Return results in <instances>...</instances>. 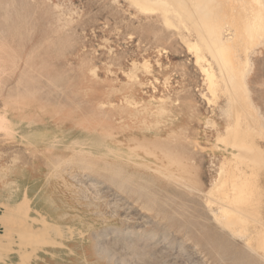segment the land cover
<instances>
[{
    "label": "rangeland",
    "instance_id": "1",
    "mask_svg": "<svg viewBox=\"0 0 264 264\" xmlns=\"http://www.w3.org/2000/svg\"><path fill=\"white\" fill-rule=\"evenodd\" d=\"M251 2L0 0V113L35 122L0 129V232L24 202L60 235L0 264H264Z\"/></svg>",
    "mask_w": 264,
    "mask_h": 264
},
{
    "label": "bare ground",
    "instance_id": "2",
    "mask_svg": "<svg viewBox=\"0 0 264 264\" xmlns=\"http://www.w3.org/2000/svg\"><path fill=\"white\" fill-rule=\"evenodd\" d=\"M256 1H259V4L261 5L259 7V9L257 10V16L262 20V30H263V36H264V0H252V2H256ZM250 2V1H249ZM251 2V3H252ZM257 4V3H256ZM253 5V3H252ZM253 7V6H252ZM255 8V7H254ZM256 13V12H255ZM254 17V16H253ZM255 18V17H254ZM224 40V38H220V40ZM227 40V39H226ZM224 40V41H226ZM223 41V42H224ZM227 42V41H226ZM34 118V117H33ZM33 123H35L34 121L32 120H22V119H16L14 117H10V116H7V111L6 112H2L0 113V129L1 130H4V131H8L9 129V126H10V129H18L20 131L22 130H25L26 129H32L33 130ZM37 128V127H36ZM55 136V135H54ZM40 153V152H39ZM232 158V157H231ZM243 158V157H242ZM226 159V158H225ZM234 159V158H233ZM227 160V159H226ZM122 161V160H121ZM246 163V162H245ZM230 165V164H229ZM228 165V166H229ZM222 166V165H221ZM220 166V167H221ZM232 167V166H231ZM243 167V165H242ZM223 168V166H222ZM228 168V167H227ZM224 169H222V172H223ZM155 171V170H153ZM226 172V171H225ZM221 173V172H220ZM230 173V172H229ZM223 175V174H222ZM228 176V175H227ZM231 176V175H230ZM233 176V174H232ZM224 178V177H223ZM232 179V178H231ZM220 182V181H219ZM231 183V182H230ZM220 184V183H218ZM217 185V183H216ZM226 185V184H225ZM235 185V184H233ZM223 186H221L220 184V190H219V194L220 195L221 193H226V190L224 192L223 189H222ZM230 187V186H229ZM226 188V187H225ZM92 189V188H91ZM215 192V191H213ZM230 193V192H229ZM25 194V193H24ZM214 194V193H213ZM217 195V196H218ZM25 196V195H24ZM209 196V195H207ZM221 196V195H220ZM219 196V197H220ZM26 197V196H25ZM25 197H24V200H25ZM28 197H26V200H27ZM214 198V197H213ZM217 198V197H215ZM211 200V197L209 198ZM220 199H223L222 197L219 198V203H222L223 201L220 200ZM225 199V198H224ZM111 200V199H110ZM218 201V198L216 199ZM215 200V201H216ZM114 201V200H113ZM222 201V202H221ZM116 202V201H115ZM211 202V201H210ZM24 203V202H23ZM23 203L21 206H23ZM28 203V202H27ZM26 203V205H27ZM218 205H220L221 208L225 209L227 207L226 204L222 203V204H219L218 202H214ZM213 203V205H214ZM234 203V202H233ZM264 203V202H263ZM19 204H21L19 202ZM210 205V204H209ZM212 205V204H211ZM250 205V204H248ZM20 206V205H19ZM20 206V207H21ZM3 208V214H1L3 220H7L9 224H7L6 222L3 224V228H2V231L0 232V249H2L1 247L5 246L3 249L4 250H7V252L9 251H13L15 253H19V254H27V253H33V252H36L37 250H41L42 249V246L44 244H49V245H54L56 244L55 243V240H52L50 238H53V236H56L59 234L58 229L56 228H59L56 226V228L50 223L48 222L47 219L44 218V215H38V213L40 212H37L36 210H34L36 212V215L34 213H30L28 211H26L27 209L25 208L24 211L22 210H19V208H14L12 207V205H9V204H5L4 206L2 205L1 206ZM26 207V206H25ZM30 206L28 205L27 208H29ZM139 208V207H138ZM222 209V210H223ZM227 209V208H226ZM229 209V207H228ZM233 208L229 209L230 211H234V209L232 210ZM256 209V208H255ZM33 211V212H34ZM126 212V211H125ZM224 212V211H223ZM236 213V209L234 211ZM239 212V211H238ZM237 212V213H238ZM242 213V212H241ZM97 214V213H96ZM228 214V213H227ZM240 214V213H239ZM243 214V213H242ZM242 214H240L241 216H243ZM256 214V213H255ZM246 215V214H245ZM262 215V213H261ZM12 217L10 218L11 220H13V222L11 224H13L15 227L13 229H11V227H9L10 225V220L8 219L9 217ZM213 216V215H212ZM222 216H223V213H222ZM228 216V215H227ZM225 216V217H227ZM254 216V215H253ZM111 217V216H110ZM221 217V216H220ZM224 217V216H223ZM98 218V217H97ZM243 218V217H242ZM245 218V217H244ZM222 219V218H221ZM238 219V218H237ZM146 220V219H145ZM225 220V219H224ZM228 220V219H227ZM226 220V221H227ZM239 220V219H238ZM245 220V219H244ZM248 220V219H247ZM255 220V219H254ZM217 221V220H216ZM241 220H239L238 222H240ZM248 221H251V220H248ZM253 221V220H252ZM263 221V219L261 220ZM243 221H241L240 223H242ZM264 222V221H263ZM215 223V222H214ZM220 223V222H219ZM225 223V222H224ZM254 223L256 224L257 222L254 221ZM244 225H246V223L243 222ZM251 224V223H249ZM261 224V223H259ZM13 225H10V226H13ZM219 225V224H217ZM242 225V224H241ZM257 225V224H256ZM263 225V224H261ZM260 225V226H261ZM239 227V226H238ZM241 227V226H240ZM68 228V227H67ZM242 228V227H241ZM259 228V227H258ZM222 229V228H221ZM224 229V227H223ZM228 229V228H226ZM69 230V229H68ZM244 230V228L242 229ZM253 230V229H252ZM71 231V229H70ZM232 231V230H231ZM239 231V229H238ZM261 231V230H260ZM166 232V231H165ZM236 232V231H235ZM253 232H257L256 230ZM259 232V231H258ZM231 234V233H230ZM235 234V233H234ZM250 234V233H249ZM82 235V234H81ZM251 235H253L254 237V234H252V231H251ZM60 236V235H58ZM166 236V234H165ZM232 236V235H231ZM241 237V236H239ZM248 237V236H247ZM101 238V237H100ZM250 238V236L248 237ZM251 239V238H250ZM249 240V239H248ZM252 240V239H251ZM116 242V241H115ZM182 242V241H181ZM245 243V242H244ZM250 243V242H249ZM59 244V243H58ZM60 245V244H59ZM250 245V244H249ZM252 245H253V242H252ZM61 246V245H60ZM247 247V245H246ZM186 248V247H185ZM249 248V247H248ZM251 248V247H250ZM249 248V249H250ZM264 248V247H263ZM101 249V248H100ZM4 250H2V252H4ZM251 251H253L254 249H250ZM256 251V250H254ZM1 252V250H0ZM6 252V251H5ZM158 252V251H157ZM109 256V255H108ZM170 256V255H169ZM36 257V256H35ZM149 259V258H148ZM137 262V261H136Z\"/></svg>",
    "mask_w": 264,
    "mask_h": 264
}]
</instances>
